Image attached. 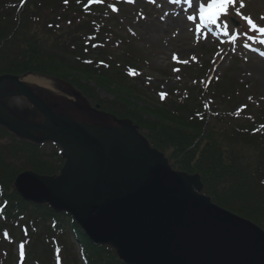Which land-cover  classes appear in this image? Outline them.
Returning <instances> with one entry per match:
<instances>
[{
    "label": "trees",
    "instance_id": "1",
    "mask_svg": "<svg viewBox=\"0 0 264 264\" xmlns=\"http://www.w3.org/2000/svg\"><path fill=\"white\" fill-rule=\"evenodd\" d=\"M93 1L0 0V76L65 83L89 106L130 120L174 171L199 176L202 194L213 204L264 230V133L254 129L264 125V107L255 109L260 104L255 96L226 76L205 100L186 87L167 92L141 82L150 94L166 95L152 106L134 104L145 94L133 81L149 65L135 43L96 16ZM182 72L203 79V70L195 67ZM96 88L114 99H100ZM0 139L6 141L0 144V264L10 263L15 243H23L18 264H69L67 239L78 247L83 264H122L110 247L91 245L69 216L24 203L11 188L24 171L57 175L63 165L59 148L17 140L1 127ZM15 230L20 240L15 241Z\"/></svg>",
    "mask_w": 264,
    "mask_h": 264
},
{
    "label": "water",
    "instance_id": "2",
    "mask_svg": "<svg viewBox=\"0 0 264 264\" xmlns=\"http://www.w3.org/2000/svg\"><path fill=\"white\" fill-rule=\"evenodd\" d=\"M35 91L0 76V126L19 139L57 144L65 160L57 177L17 176L24 202L69 215L123 264H264L263 230L203 196L199 177L173 171L130 120L90 113L93 124L78 121ZM8 98L27 99L42 121L17 117Z\"/></svg>",
    "mask_w": 264,
    "mask_h": 264
},
{
    "label": "rangeland",
    "instance_id": "3",
    "mask_svg": "<svg viewBox=\"0 0 264 264\" xmlns=\"http://www.w3.org/2000/svg\"><path fill=\"white\" fill-rule=\"evenodd\" d=\"M206 2L207 0H131V2L112 0L106 4L103 0L95 4V9H100L96 16L110 22L118 34L135 43L137 50L143 52L149 65L133 81L137 90L145 94V97H140L134 104L152 106L153 102L160 99L155 93L150 94L141 82L149 83L154 88H163V91L167 92L172 88L186 87L193 91L196 97L208 99L209 88L215 87V83L219 82L216 78L226 76L229 82L244 86L248 93L255 96V100L260 103L254 107L255 109L260 110L264 107V60L247 50V47H255L256 50L264 52L262 48L264 44L260 43L264 40V34L252 31L246 21L235 14V7L240 2L237 0L235 5L229 8L231 19L237 26L232 25L231 19L226 21L230 23V29L225 35L224 28L218 22L214 30L218 29L219 34L212 36L205 28H200L197 19L199 3ZM243 2L245 7L241 9V13L250 16L258 26H264V19H261L264 17V0ZM109 5H113L118 11H113ZM189 15H193L195 19L189 21L187 19ZM234 36L238 38L233 44L231 41ZM173 54L177 59H173ZM190 66L199 71L203 70V79L184 77L182 68ZM178 68H181L179 72L174 71ZM206 79L209 81L207 87ZM24 82L31 89L40 92L50 104L58 109H64L65 113L74 119L92 124L97 120L95 114L84 117L75 113L76 110L70 107L72 97L67 84L33 75L24 76ZM91 86L94 87L95 84L92 82ZM96 89L100 99L107 101L114 99L115 94ZM5 105L8 110L25 117L35 116L34 112L28 109L27 101L22 98H8ZM0 144L4 145L6 141L0 139ZM5 186L7 187L8 183ZM11 188L13 189V185ZM38 232H41L40 227ZM15 234V241L20 240L19 231ZM18 244L11 248L9 255L11 260L8 264L20 262L17 259ZM65 244L70 252L66 254L68 263L81 264L78 247L74 246L70 239H67Z\"/></svg>",
    "mask_w": 264,
    "mask_h": 264
},
{
    "label": "snow or ice",
    "instance_id": "4",
    "mask_svg": "<svg viewBox=\"0 0 264 264\" xmlns=\"http://www.w3.org/2000/svg\"><path fill=\"white\" fill-rule=\"evenodd\" d=\"M67 2L68 0H64L65 4H67ZM126 2H131V0H126ZM235 3L236 0H207L206 3H199L198 10L200 28H204L208 25H216L218 22H220L221 26L225 30V35H227L228 30L230 29V23L226 21L232 18L229 14V8L230 6H234ZM109 7H112L113 11H118V9L115 8L113 5H109ZM244 7L245 4L243 0H240L239 5L235 7V14L240 16L241 19H243L244 21H246V24L250 27L252 31L264 34V26H258L250 16H245L241 13V9ZM193 10H195V8H193ZM222 17L224 19H222ZM187 19L191 21L194 20L195 17L193 15H189ZM261 19H264V17H261ZM68 23L71 24V21H69ZM49 26L51 27V25ZM57 27H59V25H57ZM245 31H247V29H245ZM237 38L238 36H234L231 43L234 44ZM260 43L264 44V40H261ZM262 55H264V53H262ZM173 59H177L175 54H173ZM88 63H91V61H88ZM101 63H103V61H101ZM174 71H178V69H174ZM164 95H166V93H161L162 99ZM249 99H251V97H249ZM261 128H264V125H261ZM21 247L23 248V246ZM21 255H24L23 250H21Z\"/></svg>",
    "mask_w": 264,
    "mask_h": 264
},
{
    "label": "bare ground",
    "instance_id": "5",
    "mask_svg": "<svg viewBox=\"0 0 264 264\" xmlns=\"http://www.w3.org/2000/svg\"><path fill=\"white\" fill-rule=\"evenodd\" d=\"M213 34V31H210Z\"/></svg>",
    "mask_w": 264,
    "mask_h": 264
}]
</instances>
